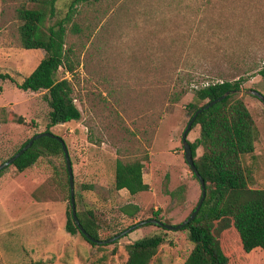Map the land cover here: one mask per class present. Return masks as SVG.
<instances>
[{"label": "rangeland", "instance_id": "374dc122", "mask_svg": "<svg viewBox=\"0 0 264 264\" xmlns=\"http://www.w3.org/2000/svg\"><path fill=\"white\" fill-rule=\"evenodd\" d=\"M23 1L0 0V72L16 82L44 53L20 46L15 9ZM69 1L56 2L57 16L65 14ZM66 27L74 67L68 72L61 66L57 77L69 79L81 116L49 130L66 142L76 210H92L113 233L151 217L181 222L201 196L183 156L187 105L199 87L241 76L246 79L236 96L258 129L254 150L242 164L248 186L264 188V103L250 92L264 95V78L257 73L264 66V0H99L78 5ZM43 94L0 80V118L19 114L25 119L0 122V162L46 130L49 106ZM198 135L194 126L187 139ZM155 140L166 150L151 159ZM145 154L149 164L143 180L149 189L132 198L114 190L115 160ZM65 167L63 156L50 155L23 171L9 167L2 172L0 197L18 217L17 226L5 231L10 224L2 225L0 215V264H124L126 244L155 233L164 239L148 264H183L193 247L186 230L144 224L112 243L96 245L79 232L68 233L58 217L70 207ZM125 204L138 206L135 217L121 211ZM41 214L46 217L38 219Z\"/></svg>", "mask_w": 264, "mask_h": 264}, {"label": "trees", "instance_id": "16d2710c", "mask_svg": "<svg viewBox=\"0 0 264 264\" xmlns=\"http://www.w3.org/2000/svg\"><path fill=\"white\" fill-rule=\"evenodd\" d=\"M57 1L25 0L16 7L20 46L42 49L44 53L35 68L20 82L14 81L8 73L0 72V80L9 79L20 90L44 92L43 97L49 106L45 131H50L49 127L57 123L78 120L81 116L69 79L58 78L57 73L61 66L68 72L74 67L69 58L72 49L65 43L66 25L72 21L78 5L99 0H70L67 11L60 17L57 16ZM51 19L53 21L49 23ZM75 26L73 22L72 27ZM257 73L264 78V66ZM245 79L241 76L233 80L211 81L195 90L194 100L187 105L191 117L207 101L230 92L223 100L199 113L191 126H199L198 137L188 142L194 163L204 179L206 193L195 218L180 228L186 230L193 243L183 264H264V188L248 186L242 164V157L253 152L258 134L245 102L236 96ZM11 119L17 123L25 121L22 115L12 114V117L0 118V122ZM29 138L5 159L17 152ZM198 148H201L199 155ZM50 155L64 158L60 142L55 138L40 137L12 164L2 169L0 175L9 167L23 171L35 165L39 158ZM148 164L147 154L128 160L117 158L112 188L116 191L125 188L131 195L148 190V184L143 181V168ZM66 183L68 185V175ZM120 209L133 218L139 208L136 204H125ZM76 215L93 238L103 240L116 234L110 227L103 226L90 209H78ZM157 215L158 212H154V216ZM65 217L66 231L81 233L72 218L71 207L65 210ZM81 235L91 245L97 244ZM163 239L162 235L155 233L126 244L124 264H148Z\"/></svg>", "mask_w": 264, "mask_h": 264}, {"label": "water", "instance_id": "95a60500", "mask_svg": "<svg viewBox=\"0 0 264 264\" xmlns=\"http://www.w3.org/2000/svg\"><path fill=\"white\" fill-rule=\"evenodd\" d=\"M253 95L257 96L263 103H264V95L256 90H251L250 91ZM230 92L226 91L225 93H223L222 95L207 101L205 104L201 105L193 114L192 116L189 118L185 129L182 132L181 135V143H182V148H183V156H184V160L187 163V165L189 166L190 170L193 172V174L195 175V177L197 178V180L199 181V184L201 186V196L199 198V201L196 205V207L194 208V210H192V212L186 216L181 222L177 223V224H168L165 223L155 217H151V218H147V219H143L140 220L130 226H128L127 228L119 231L118 233L114 234L113 236H110L106 239H96L93 238L82 226V224L80 223L77 215H76V206H75V188H74V181H73V173H72V166H71V162H70V158H69V153H68V148L66 145V142L64 141V139L59 136L58 134H55L51 131H41V132H37L35 134H33L32 136H30V138L28 139V141L17 151L15 152L12 156L8 157L7 159H5L4 161L0 162V171L4 168H6L7 166H9L10 164H12L14 162L15 159H17L23 152H25L31 145L32 143L40 138V137H51V138H55L56 140H58L61 144L62 150H63V154H64V158H65V163H66V170H67V175H68V185H69V203H70V207H71V214H72V218L76 224V226L78 227V230L89 240L97 243V244H109L112 243L116 240H118L119 238L123 237L124 235L128 234L129 232H131L132 230H134L137 227H140L144 224L147 223H154L157 224L159 226H162L163 228L166 229H171V230H177L182 228L184 225H186L187 223H189L190 221H192L195 216L197 215L203 201L205 198V184H204V179L201 176V174L199 173L195 163H194V158L192 155V150L190 147V144L188 142L187 139V134L192 126V123L194 122L196 116L201 113L203 110L213 106L214 104L220 102L221 100H223Z\"/></svg>", "mask_w": 264, "mask_h": 264}, {"label": "crops", "instance_id": "0c3cea01", "mask_svg": "<svg viewBox=\"0 0 264 264\" xmlns=\"http://www.w3.org/2000/svg\"><path fill=\"white\" fill-rule=\"evenodd\" d=\"M168 142L171 143V139H168ZM155 144H157V140L154 141L152 147L150 148V152H149V154H150V156H151V159L153 158V156H157V155L163 153L164 150H166L165 148H160V147H158V145L156 146ZM159 146H160V145H159ZM159 149H160V150H159ZM158 150H159V153H157ZM143 181H144V180H143ZM119 190H120V191L124 190L125 193H128V194H129V192H128L127 189H125V188H122V189H119ZM141 192H144V191H141ZM141 192H138V193H141ZM138 193H136V194H134V195L129 194V197H130V198H132V197H136ZM5 200H6L5 198L0 197V215L2 216V220H3V221H2V225H4V224H10V226H8V227H4L3 230H5V231H9V230H12L14 227L17 226V225H13V224H14L13 221L17 220L16 218H17L18 216L14 215V214L11 215V214L8 212V210H7V201L5 202ZM131 201H134V199H132ZM15 217H16V218H15ZM45 217H46L45 215L41 214V215L38 216V219H43V218H45ZM53 217H54V216H53ZM58 217L61 219L62 223H63L64 226H65L66 217H64V216L61 217V216H59V215H58ZM44 227H48V226H44Z\"/></svg>", "mask_w": 264, "mask_h": 264}]
</instances>
